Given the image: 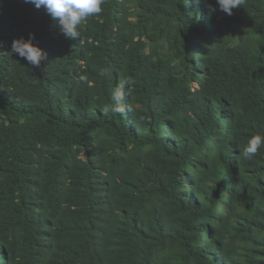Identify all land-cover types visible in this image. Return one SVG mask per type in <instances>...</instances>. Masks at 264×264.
I'll use <instances>...</instances> for the list:
<instances>
[{"label":"trees","instance_id":"1","mask_svg":"<svg viewBox=\"0 0 264 264\" xmlns=\"http://www.w3.org/2000/svg\"><path fill=\"white\" fill-rule=\"evenodd\" d=\"M209 6L105 0L76 41L0 0V264H264V0Z\"/></svg>","mask_w":264,"mask_h":264},{"label":"clouds","instance_id":"2","mask_svg":"<svg viewBox=\"0 0 264 264\" xmlns=\"http://www.w3.org/2000/svg\"><path fill=\"white\" fill-rule=\"evenodd\" d=\"M24 2L34 5L36 9L43 8L58 26L60 34L65 39L78 41L81 39L82 22L101 14L105 0H24ZM215 2V7L209 6L210 13L219 11L231 17L234 14L233 10L241 8L246 0H215ZM35 39L34 33H29L27 38L13 39L10 53L25 60L32 68H40L42 62L48 59V53L33 43ZM105 71L101 70L100 75H104ZM79 80L86 83L87 76L81 75ZM131 84V79L126 77L114 87L110 93V104L103 108L105 113L111 112L113 115H119L126 111L125 88ZM127 110L131 111L130 108ZM261 148H264V135H253L248 139L242 155L246 159H251Z\"/></svg>","mask_w":264,"mask_h":264}]
</instances>
